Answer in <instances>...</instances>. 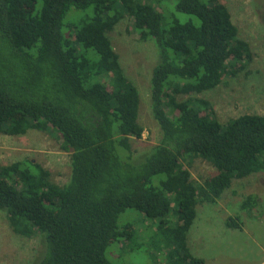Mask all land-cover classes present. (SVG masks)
Returning a JSON list of instances; mask_svg holds the SVG:
<instances>
[{
	"label": "trees",
	"instance_id": "16d2710c",
	"mask_svg": "<svg viewBox=\"0 0 264 264\" xmlns=\"http://www.w3.org/2000/svg\"><path fill=\"white\" fill-rule=\"evenodd\" d=\"M164 1L0 0V133H55L72 161L63 185L38 162L0 164V210L16 234L43 237L35 264H121L107 249L133 239L131 224L118 223L128 209L161 220L166 264H204L188 246L197 206L264 172V115L222 123L209 100L193 96L245 70L249 41L220 0ZM73 7L92 14L66 24ZM172 9L194 18L182 22ZM126 16L159 53L151 107L162 137L141 158L131 142L144 133L140 93L108 35ZM198 158L216 170L203 182L189 169ZM258 203L248 195L242 208ZM172 209L176 224L166 220ZM226 225L243 222L230 216Z\"/></svg>",
	"mask_w": 264,
	"mask_h": 264
},
{
	"label": "rangeland",
	"instance_id": "374dc122",
	"mask_svg": "<svg viewBox=\"0 0 264 264\" xmlns=\"http://www.w3.org/2000/svg\"><path fill=\"white\" fill-rule=\"evenodd\" d=\"M220 1L229 8L241 36L249 41L254 58L236 76H225L216 88L193 96L209 100L218 119L227 123L245 114L264 115V0ZM168 13H173L182 22L194 18L174 9ZM91 14L92 8L79 10L73 7L65 23H74ZM108 35L126 76L140 93L139 122L144 133L141 138H132L131 142L133 157L141 158L162 137L151 107L152 70L159 61V53L153 41L140 39L134 20L129 16L124 17ZM186 98L179 97L180 100ZM70 156L61 149V140L55 133L37 129H30L23 135L0 133V164L25 159L38 162L50 170L51 180L60 185L70 178ZM189 169L193 178L200 182L216 171L201 158L189 165ZM248 195L259 198L258 206L251 211L242 208ZM230 216L240 217L242 228H229L226 219ZM166 218L170 224H176L178 219L174 209ZM160 222V219H150L134 209L126 210L118 223L121 226L131 224L134 237L130 242L119 240L112 243L107 249L108 257L121 264H166L165 253L169 248H165ZM188 246L193 255L205 260L204 264H264V172L233 179L231 187L216 203L199 204L188 233ZM44 247L39 233L32 237L16 234L7 213L0 210V264H35Z\"/></svg>",
	"mask_w": 264,
	"mask_h": 264
}]
</instances>
